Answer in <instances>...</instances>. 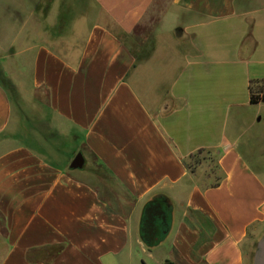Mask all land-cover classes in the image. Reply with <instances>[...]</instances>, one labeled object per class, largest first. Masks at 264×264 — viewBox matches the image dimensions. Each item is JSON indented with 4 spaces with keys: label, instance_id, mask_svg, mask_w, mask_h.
Segmentation results:
<instances>
[{
    "label": "crops",
    "instance_id": "0c3cea01",
    "mask_svg": "<svg viewBox=\"0 0 264 264\" xmlns=\"http://www.w3.org/2000/svg\"><path fill=\"white\" fill-rule=\"evenodd\" d=\"M87 1L75 58L69 36L37 44L41 116L20 117L0 82V264H256L262 154L225 114L264 80V0H173L141 64L127 39L157 0ZM200 149L217 157L214 183L186 166ZM79 153L116 186L72 170ZM153 204L169 223L151 242Z\"/></svg>",
    "mask_w": 264,
    "mask_h": 264
},
{
    "label": "rangeland",
    "instance_id": "374dc122",
    "mask_svg": "<svg viewBox=\"0 0 264 264\" xmlns=\"http://www.w3.org/2000/svg\"><path fill=\"white\" fill-rule=\"evenodd\" d=\"M172 1L157 0L136 32L127 39L138 64L148 60L154 53L156 32L164 15L170 11ZM89 6L87 0H0V80L12 96L20 117L29 119L41 116L40 100L31 90L32 62L37 44L46 40L55 43L69 36L74 45H64L62 48L69 54L73 52L75 58L84 39L87 27L85 17ZM24 19L26 26L20 29V22ZM201 38L203 43L210 40L207 33ZM217 56L221 62V56ZM203 66L210 68L212 65L203 61ZM217 68L220 69V64ZM245 93V89L240 88L238 95L242 99ZM225 115L229 121L233 117L241 119L242 132H245L247 140L258 154H262L260 160L264 168V105H241ZM75 136L76 139L79 137ZM77 140L74 155L78 150ZM196 161H199L198 164H195ZM188 163L195 168V172L201 170L205 176H209L208 183H214L220 178L217 157L208 152L199 154ZM83 171L92 178L116 186L107 172L93 168L87 162H84L81 170H76L79 174ZM115 190L119 191L117 188ZM164 256L157 252L153 260L146 261L148 264H159Z\"/></svg>",
    "mask_w": 264,
    "mask_h": 264
},
{
    "label": "water",
    "instance_id": "95a60500",
    "mask_svg": "<svg viewBox=\"0 0 264 264\" xmlns=\"http://www.w3.org/2000/svg\"><path fill=\"white\" fill-rule=\"evenodd\" d=\"M83 165H84V158L82 153H79L74 159L73 163L71 164V169L77 170L82 168ZM153 207L159 208L160 211L152 216L153 218L151 221V228H152L151 242H154L156 237H159L167 233L165 228H167L169 223V215L167 210L165 209V206H163L162 204H153V206H151V209ZM256 264H264V238L260 241L258 245V251L256 254Z\"/></svg>",
    "mask_w": 264,
    "mask_h": 264
},
{
    "label": "trees",
    "instance_id": "16d2710c",
    "mask_svg": "<svg viewBox=\"0 0 264 264\" xmlns=\"http://www.w3.org/2000/svg\"><path fill=\"white\" fill-rule=\"evenodd\" d=\"M0 82H1V80H0ZM249 93H250V104L251 105L255 106V105H258L260 103L264 104V80H252V81H250ZM203 152H207V151H205L204 149H200L197 153L191 155L190 157H188L185 160L186 166L191 172H195V168H192V165H190L188 162L190 160L192 161L195 157H198V155L203 153ZM208 153L210 154V152H208ZM198 162L196 161L195 164H198ZM166 264H173V263L170 261H167Z\"/></svg>",
    "mask_w": 264,
    "mask_h": 264
},
{
    "label": "flooded vegetation",
    "instance_id": "af4514ba",
    "mask_svg": "<svg viewBox=\"0 0 264 264\" xmlns=\"http://www.w3.org/2000/svg\"><path fill=\"white\" fill-rule=\"evenodd\" d=\"M155 210H156L155 208L147 210L142 223V231L148 241L152 239L151 221H152V216L155 214Z\"/></svg>",
    "mask_w": 264,
    "mask_h": 264
}]
</instances>
